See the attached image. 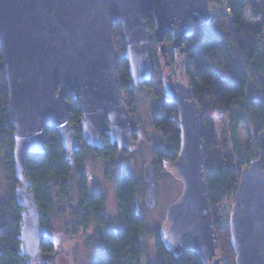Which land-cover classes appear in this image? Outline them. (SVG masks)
I'll return each mask as SVG.
<instances>
[{"label": "water", "instance_id": "1", "mask_svg": "<svg viewBox=\"0 0 264 264\" xmlns=\"http://www.w3.org/2000/svg\"><path fill=\"white\" fill-rule=\"evenodd\" d=\"M149 15L151 33L144 20ZM212 24L207 0H0L1 73L8 91L6 111L12 126V160L21 208L19 251L28 259L51 261L41 241L60 246L62 238L40 224L31 181L28 154H44V129L53 127L68 157L80 150L76 127L69 123L68 97L79 101L81 137L85 145L103 147V137L117 147L132 145L140 126L129 114L121 88L112 38L118 25L124 42L123 58L134 86L150 79V40L181 45L192 24ZM163 88L177 108L179 155L173 166L184 182L181 197L167 208V245L178 255L185 239L201 258L219 262L205 176L202 113L188 83L164 78ZM144 205L157 204L156 173L143 165ZM229 242L235 264H264V164L252 160L241 170L230 205ZM53 264V263H52Z\"/></svg>", "mask_w": 264, "mask_h": 264}, {"label": "trees", "instance_id": "2", "mask_svg": "<svg viewBox=\"0 0 264 264\" xmlns=\"http://www.w3.org/2000/svg\"><path fill=\"white\" fill-rule=\"evenodd\" d=\"M222 0H207L208 5L222 7ZM226 9L212 16V24H195L191 34L181 45L184 75L190 85L197 107L202 113L201 136L205 146V176L208 202L212 211L213 227L218 235L216 205L230 193L235 192L241 170L252 160L264 161V143L256 136L249 138L246 147H241L236 139L237 126L244 113L254 121L255 134L264 132V4L252 0H223ZM147 29L153 33L154 25L149 15H144ZM250 22H255L251 25ZM153 40V39H152ZM164 40L169 41L167 33ZM155 41L153 40L154 47ZM122 70L120 84L127 92L128 64L119 58ZM250 83L257 85L260 98H249ZM8 91L0 71V151L4 156V168L8 176V193L0 199V264H25L20 253L18 235L21 224V208L17 204L14 187V164L12 160V126L6 111ZM69 123L76 124L82 117L79 101L68 97ZM225 113L230 120V136L233 152L224 154L227 146L217 149L215 129L211 114ZM175 115V116H173ZM152 125L164 130L162 144H175L171 153L174 158L163 153L161 145L155 151L156 160H175L179 147L177 108L172 101H163L159 113L152 119ZM44 154H28L26 171L31 181L35 203L45 216L53 210V199H65L71 181H78L81 196L83 222L94 220L102 227L95 234V243L100 253L91 257L90 264H139L143 253L144 218L137 205V196L142 187L128 163L120 166L114 181L118 201L119 223L116 229L107 227L106 218L101 215L103 197L94 192L91 205L85 198L86 180L83 175V158L91 153L84 145L79 152L68 157L62 148L58 131L44 129ZM117 153V148L105 140V149L97 151L99 157L109 158ZM238 161L235 163V158ZM73 163V164H72ZM263 163V162H262ZM92 216H95L93 218ZM40 223L46 225L45 218ZM50 244L41 243V251H50ZM154 259L147 264H209L191 247L183 248L176 255L168 247L167 241L156 235L153 241Z\"/></svg>", "mask_w": 264, "mask_h": 264}, {"label": "rangeland", "instance_id": "3", "mask_svg": "<svg viewBox=\"0 0 264 264\" xmlns=\"http://www.w3.org/2000/svg\"><path fill=\"white\" fill-rule=\"evenodd\" d=\"M257 4H264V0H252ZM222 7L217 8V5H208L209 14L212 17L222 8L226 9L225 3L220 1ZM196 23L192 24V27ZM251 25L255 22H250ZM112 38L114 46L118 55L117 71L122 70L119 58L123 57L124 42L120 36L118 25L112 27ZM160 45V43H158ZM167 46V45H166ZM124 59V58H123ZM128 64V63H127ZM128 68V67H127ZM0 71H1V49H0ZM177 77L187 83V79L184 75L183 57L181 56L180 68L177 71ZM119 78H122V73L119 74ZM120 80V79H119ZM127 92H123L126 108L129 114L137 121L140 129L136 134L132 136V145L127 147L126 151L118 149V152L109 157L103 158L94 154H87L83 158V166L87 175V183L90 188H100L105 195V213L111 226H115L118 223V205L113 186V177L119 170L120 166L124 163H128L135 174V176L141 181L143 185V165L146 162H151L154 165L156 172V184H157V204L154 209H147L143 204L145 196L144 186L140 187L139 194L137 196L138 207L140 208L144 218V234H143V253L139 264H147L154 259L153 241L156 235H161L163 239L168 241L165 237L166 231L169 226L167 219L168 206L176 202L184 191V182L177 174L173 164L175 160L162 159L156 160L154 156L155 149L162 144L163 129L157 128L152 125V118L159 113V103L161 98L151 89L136 87L132 81L128 79ZM248 97L259 99L260 91L257 85L250 83L248 90ZM219 111H215L211 114L212 122L215 129V139L217 142V149H222L223 146H227V151L224 154H231L233 152L232 139L230 136V120L225 113L218 114ZM242 121L238 123L236 139L241 147H246L249 143L251 136L264 143V132L255 134L254 121L249 118L248 115L242 114ZM76 127L77 133L80 137V149L85 145L84 140L81 137L80 124H73ZM176 144V143H175ZM175 144L165 145L162 144L163 153L170 155L171 149ZM264 154V150H263ZM174 158V155H172ZM262 158V156L260 157ZM259 158V159H260ZM263 159V158H262ZM235 163L238 161V157L235 158ZM264 164V161H262ZM249 164L244 167L247 168ZM243 168V169H244ZM8 176L4 168V156L0 151V199L8 193L9 190ZM17 186L14 187V190ZM76 185L73 183V188L70 198L67 200L55 199L53 212L50 214L49 226L50 232L54 234H63V236L71 237L72 241L69 245L70 253L68 259L69 264H90L91 257L100 253V250L96 246L95 237L93 234L94 225L89 229L80 228L73 218V211L76 210L78 205V198L76 193ZM234 193L227 195L223 201L216 205V216L218 222L217 242L220 250V257L222 260L217 262L214 260V264H235L236 252L229 242V214L230 205L233 201ZM213 209H210L212 216ZM213 222V218H212ZM76 232L73 234V228ZM72 228V229H71ZM71 229V230H69ZM216 232V231H215ZM191 247V241L185 239L182 243V248ZM25 264H44L47 260L41 258L28 259L24 256ZM47 264H51L48 261Z\"/></svg>", "mask_w": 264, "mask_h": 264}, {"label": "flooded vegetation", "instance_id": "4", "mask_svg": "<svg viewBox=\"0 0 264 264\" xmlns=\"http://www.w3.org/2000/svg\"><path fill=\"white\" fill-rule=\"evenodd\" d=\"M165 33H167V32H165ZM165 33H164V35H165ZM167 35H168V33H167ZM168 38H169V35H168ZM152 39L155 41L154 47H152V45H153V40ZM163 42L167 45L165 53H162L159 50V46L160 45L158 44V42L153 37L151 38V40H150V49H151V55H152V66H153V68H152V71L150 73V79L145 81V82H143L142 84L136 86L138 88L142 87V88H145V89L146 88L151 89L153 93L157 94L159 96V98H161L160 103H159V107H160V105H161V103L163 101L164 102L166 100L172 101L169 97H167L165 95V90L163 88V82H164V78L167 77V76H169L172 79V81L180 80L177 77L176 73H177L178 69L180 68L181 53H182L178 48L172 47V43H171L170 38H169V41H165L164 37H163ZM173 116H175V115H173ZM177 117H178V115H177ZM105 140L108 142L109 145H111L113 147L115 146L117 148V152H118V149H120L122 151H126V149H127V147L119 148V147H117L116 144L111 143L108 138L103 137V147L94 148V147H91V146L87 145L92 151L89 154L96 155L95 153L97 151L104 150L105 149ZM178 155H179V147H178V153H177V157H176L175 161L177 160ZM162 159H164V158H162ZM152 166L154 168L153 164H152ZM131 169H132V167H131ZM154 170H155V168H154ZM118 172H119V170L117 171V173H115V175L113 177V186H114V181H115L116 177L118 176ZM132 172H133V170H132ZM83 175H84L85 180H86L85 198L87 199V201H86L87 204L89 206L91 205V197H92V195H93V193L95 191L98 192L99 194H101L102 197L104 198L102 206H101V215H103L106 218L107 224H108L107 227H109L110 229H116L117 226H118V223H119V211H118V223L115 226H111L110 223H109V220L106 217V213H105V195H104L103 191L100 188H90L88 186L87 175H86V171L84 169V166H83ZM73 183H75V185H76V187H75L76 188V193H77L76 195H77V198H78V205H77L76 210L73 211V218L76 220V223L79 225L80 228H83V229L87 230V229H89L90 227H92L94 225V228H92V229H93V234H95L98 230H100V228L102 226L97 224V222H95L94 220H90L89 223H87L85 221L83 222L82 218L80 217L84 212H82L83 211L82 210V206H81V199L82 198L80 196L79 187H78V181L77 180L73 179L71 181L70 188H69V191H68V195H67V197L65 199H60L57 196L53 199V209H54L55 199L67 200V199L70 198L72 189H74L73 188ZM142 186H144V185H142ZM114 191H115V189H114ZM116 199H117V197H116ZM143 204H144V200H143ZM117 205H118V201H117ZM137 205H138V203H137ZM52 212H53V210H52ZM49 216H50V214L48 216H45L43 213L41 214V212H40V220H41V218H45V220L47 222L46 225H42L41 223L40 224L43 227H45L50 232L51 229H50V226H49V218H50ZM92 217L95 218V216H92ZM74 228H73V234L76 232V230H74ZM71 229H69V230H71ZM50 233L54 234V232H50ZM58 236H60L62 238L60 246H54L48 239H43L42 240V241H44V243H48L51 246V247L49 246L51 248L50 251H47V252H43L42 251V253L43 254H49V255L54 254V258L51 261L47 260L49 263L51 262V264L52 263L53 264H69L67 258L69 257V253H70L69 245H70V243L72 241V238L71 237L69 238V236L65 237V236H63V234H59ZM42 241H41V243H42ZM46 262L44 264H47Z\"/></svg>", "mask_w": 264, "mask_h": 264}]
</instances>
